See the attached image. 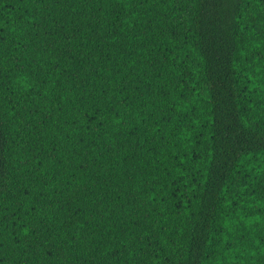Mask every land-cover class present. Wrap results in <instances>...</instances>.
Listing matches in <instances>:
<instances>
[{
    "label": "trees",
    "instance_id": "16d2710c",
    "mask_svg": "<svg viewBox=\"0 0 264 264\" xmlns=\"http://www.w3.org/2000/svg\"><path fill=\"white\" fill-rule=\"evenodd\" d=\"M0 264H264V0H0Z\"/></svg>",
    "mask_w": 264,
    "mask_h": 264
}]
</instances>
